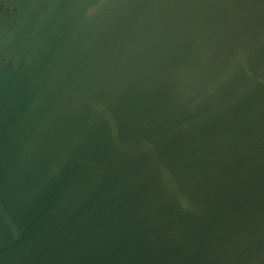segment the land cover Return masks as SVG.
Wrapping results in <instances>:
<instances>
[{
  "label": "water",
  "instance_id": "water-1",
  "mask_svg": "<svg viewBox=\"0 0 264 264\" xmlns=\"http://www.w3.org/2000/svg\"><path fill=\"white\" fill-rule=\"evenodd\" d=\"M0 264H264V0H0Z\"/></svg>",
  "mask_w": 264,
  "mask_h": 264
}]
</instances>
